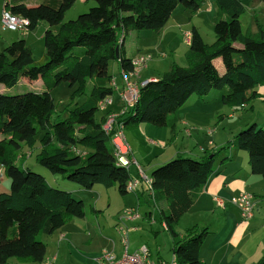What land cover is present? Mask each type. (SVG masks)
<instances>
[{
	"label": "trees",
	"instance_id": "obj_1",
	"mask_svg": "<svg viewBox=\"0 0 264 264\" xmlns=\"http://www.w3.org/2000/svg\"><path fill=\"white\" fill-rule=\"evenodd\" d=\"M76 1L4 3V10L28 21V32L42 23L48 29L42 36L44 55L39 63L33 61L32 50L25 40L0 49V85L4 89L14 88L20 79L41 81L45 89L18 95H5L0 89V165L9 181V190L0 193V264H8L11 259L21 264L42 263L46 246L41 237L51 236L71 219L85 217L82 201L50 186L31 167L19 164L22 150H31L38 134L42 133V138L36 166L85 191L101 186L116 188L121 197L129 193L126 190L129 170L117 163L111 137L102 130L103 115L100 120L95 117L97 102L112 94L110 68L115 63L124 72L132 71L133 58L126 57L124 51L129 33L158 32L177 7L196 13L205 3V0H91L95 6L87 13L63 22ZM249 5L248 0H216L214 42L206 44L192 27L187 66L172 63L158 80L147 81L140 87L136 104L118 118L124 129L143 123L172 129L176 112L193 96L204 103L216 96L221 104L233 108H242L257 99V88L264 87V32L259 26L255 35L242 31L240 18ZM217 59L223 73L214 66ZM60 84L69 89L77 85L74 97L85 98L82 104L67 109L64 118L55 117L50 94ZM212 91L215 94L210 95ZM262 126L254 123L238 131L225 147L216 153L206 152L199 160L178 155L152 170L154 202L166 207L161 212V222L171 237L176 264H203L199 251L208 235L207 229L192 227L180 235L176 226L192 206L191 191L205 186L228 161L222 155L224 150L246 153L249 173L264 180ZM73 148L84 154H73ZM256 264H264V254Z\"/></svg>",
	"mask_w": 264,
	"mask_h": 264
},
{
	"label": "crops",
	"instance_id": "obj_2",
	"mask_svg": "<svg viewBox=\"0 0 264 264\" xmlns=\"http://www.w3.org/2000/svg\"><path fill=\"white\" fill-rule=\"evenodd\" d=\"M5 1L6 0L3 1L2 10ZM82 1L88 3L91 0ZM215 1L216 0H205L204 6L196 13H193V16L197 17L206 14L205 20L207 19L209 28L211 24L213 25V20L216 16ZM248 1L250 2V5L245 9L244 14L240 18L242 31L244 33L255 35L259 26L264 32V0ZM177 8L173 11L167 24L160 31L155 32L154 34H146L148 36H143L142 38H140L142 32L136 33L135 37L138 41H136V43L134 44V51L129 56L126 55V49L124 48L125 56L128 58H134L141 55H149L151 57V60L146 64L145 68L139 74V80L141 82L156 81L164 73L169 71V69L168 71L163 72L157 70L164 66V63L166 67L165 60L168 57H166V53L162 52V49L164 47L168 48L169 50L170 48H173V51L171 52L174 54V58L177 59V56H175V48L177 42L175 45L173 44L177 39V34L175 33V30L177 28H186V30L184 31V36L186 37L187 47L189 44V33L192 27L196 28L201 35L199 27L191 24V22L193 21V16L189 17L188 21L184 25H180L179 21L174 19V13H176ZM180 13L181 15H183L184 13L186 14L184 10H182ZM40 26L41 28H43V33L48 29V26L43 25V23L40 24L39 27ZM243 26H246L245 29ZM214 40L215 37L213 36L210 38V43L207 44H212ZM147 42H150V45H148ZM186 54H184L185 59ZM213 63L217 71L219 73H223V66L220 59L215 60ZM117 67L118 68L116 70L111 72L115 83L117 82L115 81V77L118 74L117 78H119L120 72L118 65ZM170 67L171 65H169V68ZM115 71L117 72L116 74ZM119 83L120 84L118 87L120 88V78ZM257 95L258 98L255 100H262L263 102L264 87L257 88ZM114 99L115 100L113 102V106L110 109L118 112L120 110V101L117 96H115ZM193 99L195 103L194 107H197L198 105H200V102H202L196 96L191 97L188 102ZM188 102L176 112L174 116V127L172 129L157 128L150 124L144 123L132 128L124 129V136L126 142L129 145L131 156L144 169V172L148 175V177H150V174L154 168L161 166V163H158L157 160L160 158V156H163L165 154H167V160L169 161L174 159L178 155L199 160L204 156L206 152L216 153L219 149L225 147L220 146L219 149L215 148L211 151H207L208 149H210L207 141L204 142L203 145H201L196 140V137L193 134L192 130L195 128L193 127L194 122L196 123L197 120H199L197 118L198 114H194L193 112H191L193 109L192 107H189V109L186 108L188 106ZM217 102L220 101L215 96L214 98H212V101L207 104ZM249 106L250 105H246L240 109L245 110ZM255 120H258V124L264 125V117ZM249 124L250 123H247V125L245 126H248ZM188 135V140H182V136L188 137ZM191 140L193 142H191ZM231 140H228V142H230ZM168 153H170V156L168 155ZM20 155L21 158L18 161L19 164L24 167H30V165L28 164V160L33 155V152L28 149H23ZM222 155H224L228 159V161L223 166L218 168L216 174H214L208 180L205 186L191 191L190 198L192 200V206L190 210L185 213L177 223L176 231L180 235H182L187 229H190L192 227L207 229L208 235L199 251V259L203 264H256L264 254V180L249 173L248 157L246 153L234 152L233 149H227L222 152ZM130 176L133 179L138 178V174L135 171L133 176ZM53 181L57 182L55 178H53ZM94 189L95 187L91 191L87 192L92 193ZM8 190L9 181L6 177H4L0 180V193H5ZM146 190L147 189L145 184L143 182H139L135 193H128L122 198L124 199L132 196L139 211V218L137 220L140 219L144 222H147L148 225L153 226L156 224V221L155 218H153L151 215L152 211L150 209V206H152V204L147 197L148 194ZM70 193L72 194V192ZM242 193L251 195L254 202L251 216L247 219L243 218L240 211L230 204L231 198L237 197ZM76 194H79L81 196V192H77ZM97 200H100L99 196ZM133 204L134 203L125 206L133 207L135 206ZM109 206L110 205L107 204L106 208L108 207L109 209ZM144 206H146L145 209H143ZM156 208L160 213V225L164 230H166L164 224L161 222V212L165 211L166 207L163 204H159ZM93 209L96 213V216H98L97 212H100V210L97 209L96 205ZM140 211H142L141 214ZM75 220L83 221L85 220V218L71 219L69 220L70 227L69 225L67 226L69 227L68 230H66L67 227L64 226L51 236H48L49 239H51L50 241H48V245L50 244L51 246H54L53 251L55 252H48V245L42 240L41 237V241L46 246L45 258L42 261L43 263L58 264L59 256L61 259L64 258L65 260H68L66 257V254L68 252L64 251V247L65 242L68 243L67 238H71L73 236L71 233L73 230H70L72 226L75 231H79L80 228H82L83 232H89L90 234L94 233V228L90 225L91 223L83 222L84 224L82 225L74 224ZM137 220L126 221L124 222V226L127 229L132 228L134 230H137ZM114 226H116V224H114ZM156 233V231L152 232L154 237L156 236ZM118 239H120V235ZM118 241L120 242V240ZM141 245L142 244L136 242L131 248L132 250L128 248L130 250L128 251L133 252ZM145 245L149 248L151 256L153 255V252L156 253L155 259L152 256V259L156 263L176 264L175 258L172 254V240L170 247L171 258L169 259V261H167L161 255L160 248L156 242H154L153 250L149 245ZM121 247V242L117 245L113 244L111 246L113 253L117 254H115L116 257H119L121 255V252L119 253ZM8 264L21 263H18L17 261L11 259L8 261ZM93 264H95V262Z\"/></svg>",
	"mask_w": 264,
	"mask_h": 264
},
{
	"label": "rangeland",
	"instance_id": "obj_3",
	"mask_svg": "<svg viewBox=\"0 0 264 264\" xmlns=\"http://www.w3.org/2000/svg\"><path fill=\"white\" fill-rule=\"evenodd\" d=\"M3 1L4 0H0V14L2 10ZM94 6H95V3L93 1H89L88 3H85L82 0L76 1L73 7L65 14L63 22H68V21L76 19L79 15L87 13L89 9ZM182 10H184L186 14L182 13L183 15H181L180 12ZM174 14H175L174 19L179 21L180 25L186 24V22L188 21V18L193 16V13L183 9L181 6L177 8L176 13ZM205 15L206 14L198 16V17L193 16L192 17L193 21L191 22V24L199 27L203 40L207 44V43H210V38L213 37L214 35H213V25L210 22L211 26L209 28L207 19L205 20ZM0 19H1V16H0ZM43 25L45 24L43 23ZM185 30L186 28H183V27L182 28L179 27L175 30V33L177 34V39L175 43L173 44L175 45L177 42L176 48H175L176 49L175 56H177V59L174 58V54L171 52L173 51V48H170L169 50L168 48L164 47L162 49V52L166 53V57H168L166 58V60L164 59L166 62V67L164 63V66H162L160 69H157L158 71H162V72L168 71V69H170L169 65H171V63H176L180 67L187 66L186 59L184 58V54H186L188 50V47L186 45V37L184 36ZM141 32L142 33L140 35V38H142L143 36H148L146 34L155 33L152 31H141ZM135 35L136 33H129L127 37L125 38L124 48L126 49L127 56L133 53L134 51L133 46L136 43V41H138ZM42 36H43V28H41V26L40 27L38 26L32 32H26L23 34L19 32L4 31L0 27V49L7 47L9 44L17 40H21V39L25 40L27 46H29L32 50L33 61L35 63H39L42 60L43 55H44V45H43ZM147 44L150 45V42H147ZM141 56H149V55H141ZM117 68H118L117 65L113 63L110 68V71L113 72ZM116 73L117 72L115 71V74ZM117 77H118V74L115 77V81H117L116 84L119 86L120 84L119 78ZM42 86H43V83L41 81L29 82L25 79H20L18 84L14 88L4 89L0 85V89L3 90V93H5V95H18V94H24L28 92L40 93L45 90L43 89ZM77 88H78L77 85L69 89L65 84H60L59 86L51 90L50 94L55 104V112H56L55 117L64 118L66 116L65 111L67 109H72L77 104L80 105L85 101V98L77 99V97H74L77 91ZM211 94H215V92L212 91L210 95ZM187 105H186L187 106L186 108L189 109V107H192L193 109L191 112H193L194 114H198L197 118L199 120H197L196 123L194 122L193 127L195 128L192 131L196 137V140L201 145H203L204 142L207 141L208 146L210 148L207 151H211L212 149H215V148L219 149L220 146H226L228 143V140L233 139L234 135H236L238 131L244 128L246 129L251 124L256 123L258 120H255V119L264 117V102H262V100L261 101H258V100L251 101L249 104H247L250 106L245 110H242L240 108H233L230 106H226V105L221 104V102L211 103V104L200 102V105H198L197 107H194L195 105L194 99L189 101ZM110 111H112L116 115H119L121 112V110H119L118 112H115L112 109H110ZM101 115L102 114L99 112L96 113V116H95L96 119L100 120ZM103 120L104 121L102 124L105 123V119ZM53 121L54 120H52V122ZM247 123H250L249 126H245L247 125ZM41 138H42V133L38 134L36 137L35 146L31 149V151L33 152V155L28 160V164L33 169L34 173H37L44 178L46 177V181L49 182L50 186L56 189L62 190V191L69 192V193L72 192L74 199L82 201L85 207V217H84L85 220L83 221L75 220L74 224L82 225L84 224L83 222L85 223L88 222V223H91L90 225L94 228L93 229L94 233L90 234L89 232H83L82 228H80L79 231H75L72 226L70 230H73L71 232L73 236L71 238H67L68 243L65 242V247H64L65 249L64 251L68 252L66 254V257L68 260H65L64 258L61 259L59 256L58 264L60 263L61 264H93L103 251L113 252L111 246L113 244L117 245L121 242V238L118 239L119 235L115 230L114 224H116V226L117 225L123 226L121 221L124 219L125 211L129 209H134V210L137 209L135 200L132 196H129L123 199L117 193L116 188L105 189L101 186H96L94 191L92 193H89L73 185L72 183L61 179V177L59 176L53 177L46 170L36 166L35 159H36V154L37 153L39 154L40 152L39 149H40V144H41L40 143ZM183 139L188 140L189 135L188 137L182 136V140ZM191 142L193 141L191 140ZM168 155L170 156V153H168ZM216 159H218L217 155L215 157V160ZM168 161L169 160H167V154L160 156V158L157 160V162L161 163V165H164L162 163L166 164ZM129 171H130V175L133 176L134 171L136 172V169L132 165ZM145 175L148 177L147 174ZM53 178H55L57 182L53 181ZM77 192H81V196L79 194H76ZM98 196L100 198L99 201L97 200ZM132 203H134L133 205L135 206L133 207L125 206V205H131ZM107 204L110 205L109 209L108 207L106 208ZM95 205L97 209L100 210V212H97L98 216H96V213L94 212V209H93ZM145 208L146 206H144L143 209ZM150 209L152 211L151 215L153 218H155L156 224L151 226V225H148L147 222H144L140 219L137 220L136 224L138 226V229L134 230L132 228H129L126 231V239L128 242V247L130 250H132L131 248L133 247L134 243L138 242L142 245H145V244L149 245L150 248L153 250L154 242H156L160 248L161 255L167 261H169V259L171 258V253H170L171 237L169 233L166 230H164L160 225V213L157 210V208L150 206ZM141 213L142 211H140V214ZM68 225H69V222H67L64 226L67 227ZM69 227H67L66 230H68ZM152 230L157 232L155 237L152 234L153 232ZM42 240L46 242L48 245V241H50L51 239H49L48 236H42ZM118 240H120V242ZM121 246H122V242H121ZM53 250H54V246H51L49 244L48 252L49 253L55 252ZM120 252L122 253V248L120 249L119 253ZM152 256L155 259L156 253L153 252Z\"/></svg>",
	"mask_w": 264,
	"mask_h": 264
},
{
	"label": "built area",
	"instance_id": "obj_4",
	"mask_svg": "<svg viewBox=\"0 0 264 264\" xmlns=\"http://www.w3.org/2000/svg\"><path fill=\"white\" fill-rule=\"evenodd\" d=\"M28 25L29 23L26 19L15 16L7 10H2L0 19V27L2 30L23 34L28 32ZM150 60V56L134 57L131 61V72L127 73L120 70L119 78L121 80V87L119 88L113 80L110 85L112 94L103 97L97 102V110L105 119V123L102 124V130L106 135L111 137L110 144L113 147L117 163L126 170H129L133 165L138 174V178L136 179L130 176L126 190L129 193H135L138 183L143 182L146 186L149 200L152 206L156 208L157 205L154 202L151 178L145 175L142 167L132 158L129 145L124 136V127L122 123L118 121L120 116L127 113L136 104L139 97V89L146 84V82H141L139 80V74ZM115 96H117L120 101L121 112L119 115L110 111ZM71 151L78 156L84 154L75 148L71 149ZM2 178H4V168L0 165V180ZM230 203L240 211L243 218L247 219L251 216L254 207L253 197L251 195L246 193L239 194L237 197L231 198ZM138 218V208L136 210L129 209L125 211L124 219L121 221L123 226H115V230L120 235L122 242L121 255L116 257L113 252L103 251L95 260V264H159L152 259L150 250L146 245L139 246L133 252L128 251L129 247L126 239L127 228L124 226V222L134 221ZM40 264L46 263L42 262Z\"/></svg>",
	"mask_w": 264,
	"mask_h": 264
},
{
	"label": "water",
	"instance_id": "obj_5",
	"mask_svg": "<svg viewBox=\"0 0 264 264\" xmlns=\"http://www.w3.org/2000/svg\"><path fill=\"white\" fill-rule=\"evenodd\" d=\"M116 56H118V48L116 49Z\"/></svg>",
	"mask_w": 264,
	"mask_h": 264
}]
</instances>
